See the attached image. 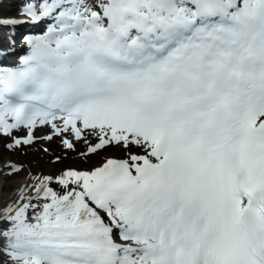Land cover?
<instances>
[{
	"label": "snow or ice",
	"instance_id": "snow-or-ice-1",
	"mask_svg": "<svg viewBox=\"0 0 264 264\" xmlns=\"http://www.w3.org/2000/svg\"><path fill=\"white\" fill-rule=\"evenodd\" d=\"M21 12L0 26L49 23L23 37L19 67H0V133L28 130L7 147L40 124L67 149L83 142L82 157L124 156L21 186L0 207L11 264H264V0Z\"/></svg>",
	"mask_w": 264,
	"mask_h": 264
},
{
	"label": "rangeland",
	"instance_id": "rangeland-1",
	"mask_svg": "<svg viewBox=\"0 0 264 264\" xmlns=\"http://www.w3.org/2000/svg\"><path fill=\"white\" fill-rule=\"evenodd\" d=\"M23 137L24 135L21 134H13L9 136L0 133V166L6 160H10L12 163L27 160V162L29 163V169L21 173L18 172V173L8 174L9 171L1 172L0 170V193L2 192L1 187L3 186L4 182L12 184V182H14L16 179H19L21 177L33 178L34 176H43V175H52L55 177L56 175L60 174L64 169L72 167V165H70L71 163H73L72 158H76L77 155H79V153L83 151L85 147L84 143H82L80 146L77 147L76 150L74 151L68 150L61 143V137H56L54 139V142L58 146L56 148L57 152L52 151V148L50 147L49 144L43 145V143H40L38 145L21 144L20 146H15L11 149L7 147V145L9 143H12L15 138H23ZM103 151L105 153L100 155L99 159L97 160L96 163L93 164L92 168L95 167L96 165L101 164L104 159L110 158L109 156H111V158L112 157L123 158L124 156V153L122 151H117L116 149L109 150L108 147L105 148ZM56 157H60V159L57 160ZM65 159L66 160L70 159L71 163L68 161L65 162L64 161ZM86 163L87 161L85 159L78 160L79 165L81 164L86 165ZM50 186L53 187L54 190L61 191L60 186L57 185L55 181H53V183L50 184Z\"/></svg>",
	"mask_w": 264,
	"mask_h": 264
},
{
	"label": "bare ground",
	"instance_id": "bare-ground-1",
	"mask_svg": "<svg viewBox=\"0 0 264 264\" xmlns=\"http://www.w3.org/2000/svg\"><path fill=\"white\" fill-rule=\"evenodd\" d=\"M0 2H3V0H0ZM12 5H14V4H12ZM16 13H17V11L10 10V11H7V15L6 16L7 17H15L17 15ZM2 33H3V37L0 38V52H3L2 49H1L2 47L4 49L5 45L6 46L10 45V41L9 40L3 42V39L8 37V36H10L12 31L9 30L7 32H2ZM3 53L4 54L2 56H0V59L1 58L10 57V53H8V52H3ZM27 131L28 130L25 127L14 129L13 132H12V135L13 134H21V135H24V137H25L27 135V133H26ZM47 132H48V128L46 126H37L35 129H33L34 139H33L32 143H31V145H36V144L38 145L40 143H43V145L49 144L50 147L52 148V151L57 152L56 148L58 146L54 142V139L57 136H54L53 139H51V140L45 139L46 136L44 134H46ZM69 138H71V137L69 136ZM82 143L83 142H77L76 149ZM108 149L109 150L116 149L117 151H121L119 148L111 147V146H109ZM68 150H73V149H68ZM103 150L98 151V153H96V154H90L87 157H82L79 154V155H77L76 158H72L73 163H71L70 159H67V160L65 159L64 161L65 162H67V161L70 162L71 163L70 165H72V168L88 170V169H91L93 164L97 162V160L99 159L100 155L105 153ZM109 157H111V156H109ZM113 158H116V157H113ZM117 158H119V157H117ZM84 159L87 161L86 165H83V164L79 165L78 164V160H84ZM9 164H16V165L20 166L21 170L19 171V173H21L23 171H27L29 169V163L27 162V160L18 161V162H15V163H12L10 160H6L0 166L1 172L9 171L8 170V165ZM99 165H96V166H99ZM31 183H34L33 179L32 178H26V177H21L19 179H16L14 182H12V184L4 182L3 186L1 187L2 192L0 193V207L6 206L10 202H15V200L18 197V189L21 186H24L25 184H31ZM3 191H4V193H3ZM0 264H11V261L8 259V257L6 256V253L3 252V251H0Z\"/></svg>",
	"mask_w": 264,
	"mask_h": 264
}]
</instances>
